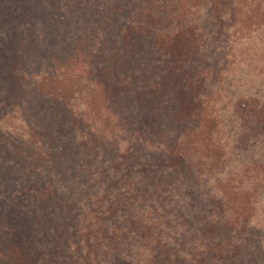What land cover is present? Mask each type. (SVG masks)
<instances>
[{"label": "trees", "instance_id": "1", "mask_svg": "<svg viewBox=\"0 0 264 264\" xmlns=\"http://www.w3.org/2000/svg\"><path fill=\"white\" fill-rule=\"evenodd\" d=\"M194 1L0 0V56L8 58L1 50L17 52L22 64L0 66V81H7L1 82L0 104L23 86L52 101L45 114H54L53 103H61L57 127L72 126L69 134L80 156L51 160L62 146L46 138L34 152L37 162L23 165L14 184L0 183V247L7 251L0 264H244L247 255L264 264L263 249L260 255L247 253L255 243L230 235L224 249L212 238L211 222L201 228V217L192 210L196 193L182 189L198 174L192 159L200 151L187 149V156L181 148L189 129L170 131L144 102L151 100L145 83L150 60L144 57L141 69L125 65L129 53L125 58L109 45L126 42L127 49L134 42L143 51L150 39L168 38L175 41V52L162 56L180 60L182 47L197 41L200 10L219 8L226 0ZM247 55L235 73L247 68L248 81H257L262 73L249 65L264 69V55L262 62L257 53ZM74 87L73 94L98 98L106 118L98 116L99 109L89 121L74 112V95L66 91ZM184 91L192 108L194 96ZM213 108L210 128L220 129L223 110ZM192 112L180 115L190 118ZM54 134L57 142L67 137L59 129ZM223 185L229 190L233 180L224 179Z\"/></svg>", "mask_w": 264, "mask_h": 264}, {"label": "rangeland", "instance_id": "2", "mask_svg": "<svg viewBox=\"0 0 264 264\" xmlns=\"http://www.w3.org/2000/svg\"><path fill=\"white\" fill-rule=\"evenodd\" d=\"M221 4L219 8L200 10L197 16L200 23L197 41L190 40L182 47L180 60L163 57L168 51L175 52V41L168 38L150 39L143 51L131 42L134 38H131L130 48L127 49L129 45L126 42L124 46L118 42L109 45L116 53L122 51L125 58L129 53L125 65L140 66L141 69L146 67L144 61L150 60V76L144 79L151 100L145 99L144 102L149 105L148 109L154 110L156 119H162L159 122L169 127L170 131L176 132L184 127L189 129L182 136L181 148L187 156L191 152L196 154L197 150L200 151L199 155L196 154L198 157L192 159L197 162L198 174L197 177L194 175L196 179L191 184L188 176L183 173L182 180L187 179L190 186L182 185V189L184 193H196L197 205L192 210L201 217V220L198 218L201 228L209 226L211 222L212 238L224 249H227L224 240L226 242L231 235L240 241L255 243L254 252L247 253L260 255L264 250V69L263 65L257 69L254 63L249 65L250 70L262 73L253 82L248 81L247 68L235 71L239 68L237 64L243 59L242 56L246 55L249 60L248 52L252 53L251 56L257 53L262 62L264 0H226ZM104 50L98 53L106 58ZM1 51L8 58L0 56V66L15 63L21 67V60L15 58L17 52L12 54ZM99 54L94 58H98ZM144 57L146 59L143 60ZM110 61L106 58L107 67ZM2 73L6 74L4 71ZM1 82L7 81H0V89L3 87ZM187 88L191 96H194L195 105L192 108L190 93H184ZM74 89L76 87L66 91L73 94ZM19 90L14 96H8L6 101L2 99L4 103L0 104V183L4 180L10 185L14 184L13 179H18L17 175L23 165L38 161L34 152L46 138H49L52 145L56 143L62 146L61 153L55 154L51 160L68 162L80 158L77 149L79 145L69 134L72 126L65 123L57 127V114L64 109L62 104L53 103L54 114H45V110L52 107V104L47 106L48 102L52 103L51 100L35 96L30 93V88L25 90L24 86ZM73 95V111L83 115L82 118L87 117L89 121L96 115L97 109L100 111L98 116L106 118L98 98L84 91ZM213 104L223 110V125L220 129L210 128V120L216 117ZM191 112L190 118L180 115ZM109 123L112 124L111 119ZM55 129L67 131V137L57 142L59 138L58 134H54ZM40 134H43L42 140ZM196 137L198 141H194ZM226 141L229 144L221 148ZM63 148H69V151L65 152ZM228 178L234 184L229 190L223 185V180ZM5 252L0 247V255H5ZM243 260L244 264H255L252 255H247Z\"/></svg>", "mask_w": 264, "mask_h": 264}]
</instances>
